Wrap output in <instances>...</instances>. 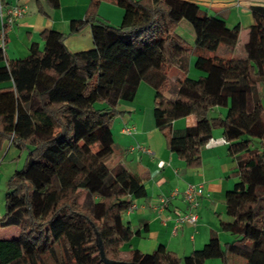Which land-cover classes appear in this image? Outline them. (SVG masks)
<instances>
[{"label":"trees","instance_id":"16d2710c","mask_svg":"<svg viewBox=\"0 0 264 264\" xmlns=\"http://www.w3.org/2000/svg\"><path fill=\"white\" fill-rule=\"evenodd\" d=\"M46 1L60 8L59 0ZM110 1L124 11L120 26L101 19L100 0L71 24V34L91 26V50L70 52L67 35L54 30L22 59H8L0 47V84H7L0 88V152L9 141L27 153L7 183L0 216V229L18 227L20 235L0 240V264H106L101 250L121 261L122 247L140 234L123 216L147 191L117 163L113 125L118 104L133 101L143 82L154 89L157 129L187 167H198L213 131H223L238 181L226 193L232 221L221 228L234 240L212 237L184 258L163 245L152 253L131 248L125 262L264 264V6L251 7L244 57H235L240 25L230 28L192 0ZM182 21L192 26L194 47L177 33ZM192 56L197 79L188 75ZM107 67L118 71L115 78ZM217 107L227 109L224 117L211 116ZM190 116L194 126L174 129Z\"/></svg>","mask_w":264,"mask_h":264},{"label":"crops","instance_id":"0c3cea01","mask_svg":"<svg viewBox=\"0 0 264 264\" xmlns=\"http://www.w3.org/2000/svg\"><path fill=\"white\" fill-rule=\"evenodd\" d=\"M59 1L60 8L52 9L46 0H2L4 9L15 5L26 9V15L9 26L6 32L4 46L8 59L25 58L33 43H39L42 47L41 34L48 30L67 35L65 44L72 53L93 49L94 41L90 25L85 26L79 33L71 34L72 22L84 20L92 0ZM100 1L99 14L102 20L110 25L122 21L123 9L110 0ZM192 1L208 9L211 14L223 18L228 26L231 23L230 28L240 25V41L233 55L244 57L243 46L247 40L242 42V45L240 42L244 30L248 38V28L253 24L251 7L264 6V0ZM1 29L0 19V47L3 44ZM177 33L179 34L178 31ZM186 41L194 47L195 37L194 40ZM195 61L196 56H192L189 60V77L198 74ZM109 70L112 72L108 73V79L115 78L114 73L118 71ZM201 75L200 73L198 77ZM117 80L122 83L123 74ZM6 86L7 84H0V88ZM153 100L154 89L147 83H141L133 101H121L118 104L117 110L120 115L113 125V136L119 150L117 163L129 169L147 191L145 198L133 200L134 208L123 216L124 222L133 231L140 233L133 237L130 247L143 252L144 244L141 241L137 246L132 242L136 239H147L151 248L163 245L168 251L184 258L194 251L201 250L212 237H218L222 244L232 242L233 236L222 230L221 223L232 221L227 214L226 193L233 190L238 181L235 175L237 162L228 154L229 144L223 139V131L221 129L213 131L212 141L201 151V164L194 168L187 167L184 161L167 148L164 136L157 129ZM212 112H215L216 116L224 117L227 110L224 112L222 107H217ZM194 124L195 118L190 116L176 120L173 127L181 130ZM125 127H134L136 133L123 134L122 129ZM144 148L147 152L143 150ZM26 154L9 141L4 143L0 152V216L5 211L7 183L23 168ZM189 185L204 187L203 196L199 199L200 205L195 210L198 220L195 225L184 224L175 233L176 218L189 210L188 203L183 198V193ZM174 191H178L177 196L171 199L164 210H160V199L171 195ZM19 235L18 227L0 229V240L17 239ZM207 261L199 258L195 264H208Z\"/></svg>","mask_w":264,"mask_h":264},{"label":"built area","instance_id":"2783aa9c","mask_svg":"<svg viewBox=\"0 0 264 264\" xmlns=\"http://www.w3.org/2000/svg\"><path fill=\"white\" fill-rule=\"evenodd\" d=\"M26 15V9L25 7H22L20 5H15L12 6L8 9H4L2 0H0V19L2 22V38H3V44L1 48L5 49L4 46V41H5V26H11L13 25L17 20L22 19ZM122 133L125 135H133L136 133V129L134 127H125L122 129ZM147 152V150L144 148ZM204 193V187L202 185H189L184 193H183V198L184 200L188 203L189 210L183 214H180L176 218V224H175V229L174 232L176 233L184 224H189V225H195L198 220V216L195 213V210L199 207L200 202L199 199L200 197L203 196ZM178 194V191H174L171 195L162 197L160 199V210H164L171 199L175 198ZM134 208L132 205L131 211Z\"/></svg>","mask_w":264,"mask_h":264},{"label":"rangeland","instance_id":"374dc122","mask_svg":"<svg viewBox=\"0 0 264 264\" xmlns=\"http://www.w3.org/2000/svg\"><path fill=\"white\" fill-rule=\"evenodd\" d=\"M105 16V15H104ZM103 18H105V17H103ZM101 19H102V17H101ZM104 20V19H103ZM123 20V19H122ZM253 22H254V19H253ZM122 24V21H120L119 23H115V24H113V25H111V26H113V27H117V26H120ZM229 26H232L231 25V23H229ZM178 32H179V34L181 35V36H183L186 40H188V41H190L191 39L192 40H194V37H195V34H194V31H193V29H192V26L187 22V21H182L181 22V24H180V26H179V28H178ZM247 40V33H246V31L244 30V32L242 33V37H241V42H240V45H242V42H244V41H246ZM197 73L198 74H196V76L195 75H193L191 78H193V79H197L198 78V75H200V72L199 71H197ZM222 109H224V112H226V108H222ZM218 112V111H217ZM214 114H216L215 112L213 113L212 112V114H211V116H216V115H214ZM115 150H116V152L118 153V148H117V144L115 143ZM7 192V191H6ZM5 192V193H6ZM4 193V194H5ZM4 196V195H3ZM84 202V195H82L81 197H79V199H78V203L79 204H82ZM141 241V243H143L144 244V246H143V252H146V253H151L154 249H156L157 247H155V248H151V244H150V242H148V240L146 239V240H140V239H136V240H134L132 243L135 245V246H137V244L139 243ZM139 245V244H138ZM131 246V243H127V244H125L123 247H122V249H121V254H120V256H119V259L121 260V261H126L128 258H129V255L127 254V252L130 250V247ZM208 264H223L222 262H221V260H219V259H209L208 261ZM230 264H245V262H244V260H240V259H231V262H230Z\"/></svg>","mask_w":264,"mask_h":264},{"label":"water","instance_id":"95a60500","mask_svg":"<svg viewBox=\"0 0 264 264\" xmlns=\"http://www.w3.org/2000/svg\"><path fill=\"white\" fill-rule=\"evenodd\" d=\"M101 257H102V260L106 263V264H114L115 262H112V261H109L105 258V254H104V251L101 250ZM118 264H134V263H129V262H125V261H120L118 262Z\"/></svg>","mask_w":264,"mask_h":264}]
</instances>
